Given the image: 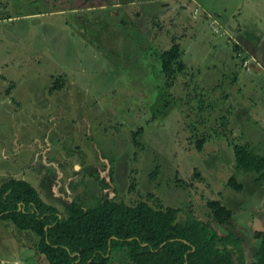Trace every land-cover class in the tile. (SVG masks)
Segmentation results:
<instances>
[{"label":"rangeland","instance_id":"obj_1","mask_svg":"<svg viewBox=\"0 0 264 264\" xmlns=\"http://www.w3.org/2000/svg\"><path fill=\"white\" fill-rule=\"evenodd\" d=\"M194 1L0 0V184L27 181L63 216L68 200L90 207L103 194L177 208L181 221L191 212L231 229L250 262L264 180L234 170L232 146L264 153V110L250 101L264 104V68L252 76L237 45L264 65V0ZM172 41L183 68L166 77L159 54ZM208 200L232 211L227 224ZM35 243L0 220V264H45Z\"/></svg>","mask_w":264,"mask_h":264},{"label":"trees","instance_id":"obj_2","mask_svg":"<svg viewBox=\"0 0 264 264\" xmlns=\"http://www.w3.org/2000/svg\"><path fill=\"white\" fill-rule=\"evenodd\" d=\"M179 55L175 41L160 52L166 77L173 73L174 64L176 71L183 68L177 63ZM136 139L135 133L133 142ZM203 143L198 140L195 148L200 150ZM232 149L235 171L254 173L256 180H264V154L246 143H234ZM158 171L155 166L150 177ZM228 183L234 190L242 189L234 177ZM206 205L210 218L219 225L231 220L232 211L219 201L208 200ZM178 212L169 206L155 208L145 201L126 204L103 195L95 206L68 202L63 216L27 181L11 178L0 184V220L30 231L36 237V253L45 264H110L113 250L125 251L127 260L119 264H264V232L254 233L260 243L253 261L247 262L241 239L231 229L220 234L191 212L179 220Z\"/></svg>","mask_w":264,"mask_h":264},{"label":"crops","instance_id":"obj_3","mask_svg":"<svg viewBox=\"0 0 264 264\" xmlns=\"http://www.w3.org/2000/svg\"><path fill=\"white\" fill-rule=\"evenodd\" d=\"M226 30V29H225ZM222 38H223V36H221ZM237 47H238V54L240 55V54H242V55H244V56H248V57H245V58H243L246 62H247V64H249L250 66H249V68L250 69H252V73H254V74H252V76L254 75H256V73H258V72H260V70H261V68H264V65H263V63L257 58L258 57V53H257V51H256V49H257V47L255 48V50H254V48L252 49V51L250 52L247 48H245V45L244 44H238L237 45ZM253 53V54H252ZM250 54V55H249ZM256 56V57H255ZM249 59H251V62H250V60ZM251 64H254V66L255 67H252L251 66ZM245 71H248V70H245ZM251 76V75H250ZM252 76H251V78L249 79V82L250 83H252ZM256 77V76H255ZM245 81H246V79H244ZM248 80V79H247ZM235 83L238 85V84H242V82H241V80L239 79V77H238V75H237V78L235 77ZM260 83V82H259ZM264 85V84H263ZM258 88H259V84H258ZM260 88H262V87H260ZM259 88V89H260ZM242 89H244V85H242L241 87H239L237 90H242ZM258 94H256V96H257ZM260 97V95L258 96V100L260 99L259 98ZM257 99L256 100H254V98L253 99H251L250 101H251V103H252V108L253 107H258V109H257V115H259L258 117L260 118V117H262L260 114H261V112L264 110V104L263 103H260V102H258L257 101ZM249 101V102H250ZM258 118V119H259ZM258 119H257V121H258ZM264 120V118L262 117V121ZM264 124V123H263ZM254 126V125H253ZM257 128H260L259 126H257V125H255ZM252 129V128H251ZM264 154V153H263ZM15 264V263H14Z\"/></svg>","mask_w":264,"mask_h":264},{"label":"flooded vegetation","instance_id":"obj_4","mask_svg":"<svg viewBox=\"0 0 264 264\" xmlns=\"http://www.w3.org/2000/svg\"><path fill=\"white\" fill-rule=\"evenodd\" d=\"M108 188V187H107ZM105 190H106V188H104ZM103 195H105L107 198H109L106 194H103ZM102 195V196H103ZM41 197V196H40ZM42 198V197H41ZM72 200H75V199H71V200H68L67 202H66V204L68 203V202H70V201H72ZM44 201V200H43ZM44 202H46V201H44ZM77 202H79V201H77ZM46 203H48V202H46ZM80 203V202H79ZM48 204H50V203H48ZM65 204V205H66ZM51 205H53V204H51ZM53 206H55V205H53ZM56 207V206H55ZM57 209H58V207H56ZM64 208H65V206H64ZM64 208H63V211H64ZM59 210V209H58ZM59 212H60V210H59Z\"/></svg>","mask_w":264,"mask_h":264},{"label":"built area","instance_id":"obj_5","mask_svg":"<svg viewBox=\"0 0 264 264\" xmlns=\"http://www.w3.org/2000/svg\"><path fill=\"white\" fill-rule=\"evenodd\" d=\"M191 1H193V2H195L194 0H191ZM194 13H197L198 12V9L197 8H194ZM245 64L247 65V62L245 61ZM16 264V263H15Z\"/></svg>","mask_w":264,"mask_h":264},{"label":"water","instance_id":"obj_6","mask_svg":"<svg viewBox=\"0 0 264 264\" xmlns=\"http://www.w3.org/2000/svg\"><path fill=\"white\" fill-rule=\"evenodd\" d=\"M252 67H255L254 64H251Z\"/></svg>","mask_w":264,"mask_h":264}]
</instances>
